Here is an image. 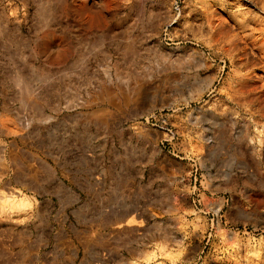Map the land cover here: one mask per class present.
I'll return each mask as SVG.
<instances>
[{"label":"rangeland","instance_id":"1","mask_svg":"<svg viewBox=\"0 0 264 264\" xmlns=\"http://www.w3.org/2000/svg\"><path fill=\"white\" fill-rule=\"evenodd\" d=\"M172 1L0 0V264H175L173 246L189 253V227L205 231L190 201L143 202L177 176L157 169L158 132L134 127L159 108L174 110L179 150L199 158L206 200L264 217V0H181L167 45ZM116 164L119 196L104 177ZM176 214L182 240L138 246ZM225 232L207 264H264V234Z\"/></svg>","mask_w":264,"mask_h":264},{"label":"built area","instance_id":"2","mask_svg":"<svg viewBox=\"0 0 264 264\" xmlns=\"http://www.w3.org/2000/svg\"><path fill=\"white\" fill-rule=\"evenodd\" d=\"M181 6V0L171 2L169 16L162 26L160 39L167 45L177 43L175 39L177 38L176 31L182 15ZM173 113L174 110L169 108L155 109L135 121L136 125L134 127L157 131L159 134L158 145L162 150L189 162L186 175L189 188L188 196L195 213L200 218H204L205 222L204 245L199 250L194 263L207 264L206 255L216 250L213 243L218 242L220 244L221 242V237L217 235L218 230L226 231L223 234L225 238H228L231 234H244L255 240L263 236L264 227L233 223L228 217L227 208L230 202L228 196H223L221 202L217 199L206 200V197L213 196V194L207 193L208 188L202 176L199 158L179 150L182 135Z\"/></svg>","mask_w":264,"mask_h":264},{"label":"crops","instance_id":"3","mask_svg":"<svg viewBox=\"0 0 264 264\" xmlns=\"http://www.w3.org/2000/svg\"><path fill=\"white\" fill-rule=\"evenodd\" d=\"M181 148V147H180ZM179 148V149H180ZM160 150H162L160 148ZM164 152V151H163ZM166 153V154H165ZM162 160L159 161V166L156 164L157 162L154 161V165L157 166V169H159L161 172L172 175L173 173L177 174V176H174V182H172L171 186H167L166 181L156 180L154 181L151 191L148 193L146 197H144V203H148L154 208L161 207L163 210L165 208H176L178 210V206L175 203L176 196H180V198H185L187 201L189 200V196H187V192L184 191V188L188 186L187 177L185 176V173L189 169V162L185 159H180L178 157H175L167 152H164L162 154ZM154 160V159H152ZM151 160V161H152ZM222 162V159L219 158L213 165V168L216 167V165L220 164ZM227 174V172H226ZM164 175V174H163ZM213 176V185L217 186L218 189L222 187L223 183L226 181V175H222L219 173V171L215 170V173L212 174ZM105 181L109 184V190L111 193H115L116 195H122V180L124 177L123 168L121 165L117 164L115 165V168L111 170L110 172L106 173L104 175ZM184 178V180H182ZM175 182H177L176 186H178V193L175 190ZM136 186H133V191H135ZM180 191V192H179ZM114 195V197L117 199L118 196ZM185 196V197H184ZM110 196L109 198H111ZM113 197V198H114ZM142 199V200H143ZM127 202V201H126ZM124 203V202H123ZM192 208V206H191ZM228 213L230 214V219L232 222L237 224H246L251 221H254L257 225H264V217L262 216L261 212H259V215L255 217H251L249 215V212L244 207V205L237 200L234 203H231V205L227 208ZM167 212V211H166ZM187 220H190L191 218H186ZM183 225V219H181L177 214L176 215H167L160 218L159 220H156V224L154 226H151L148 232V236L144 243L143 241L138 244V246L142 247L145 244L151 245L153 243H156L157 240L161 238L167 239V242L169 244H175L174 239L178 238L182 240L184 234L183 231H181V226ZM190 233L195 234V240L190 243V250L189 253L186 254L183 249H180L182 252H177L179 248L176 246H173L171 248V251H169V254L172 255V257H176V263L175 264H187L190 262V264H194L196 260V256L199 252V250L202 247V234L200 231H197L196 233H193V230L189 227ZM170 239V241H168ZM249 252L254 257H258L260 254V249L257 247V244H253L251 248L249 249ZM185 253V254H184ZM158 262H162V260H157ZM165 261V260H164ZM158 264V263H154ZM164 264H172L168 263L167 261L164 262ZM212 264H218L216 261H213Z\"/></svg>","mask_w":264,"mask_h":264},{"label":"bare ground","instance_id":"4","mask_svg":"<svg viewBox=\"0 0 264 264\" xmlns=\"http://www.w3.org/2000/svg\"><path fill=\"white\" fill-rule=\"evenodd\" d=\"M253 239H251V241H252Z\"/></svg>","mask_w":264,"mask_h":264}]
</instances>
